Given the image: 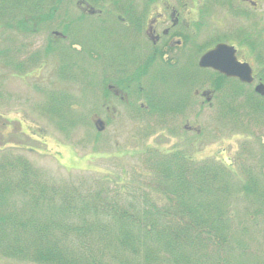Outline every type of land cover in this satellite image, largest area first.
<instances>
[{
    "label": "trees",
    "instance_id": "obj_1",
    "mask_svg": "<svg viewBox=\"0 0 264 264\" xmlns=\"http://www.w3.org/2000/svg\"><path fill=\"white\" fill-rule=\"evenodd\" d=\"M46 1V11L42 1L33 3L27 10L31 17L10 18L8 25L31 34L46 30L50 36L44 50L46 56L56 57L57 76L83 81L84 97L94 91H105L104 84L100 86L104 78L94 83L90 69L94 59L103 58L98 51L95 29H101L100 36L105 37V23L91 22L92 16L81 10L73 13L71 0ZM77 46H81L79 54L83 60L76 62L72 60ZM8 51L6 48L4 53ZM40 55L32 53L31 67ZM7 59L3 67L14 70L9 64L11 58ZM15 66L18 70L28 67L22 62ZM166 72L177 81L165 78L162 85L155 84L148 92V99L161 117L180 111L182 104L178 97L183 95L186 81L178 67L155 68L149 76L161 79ZM191 84L193 90H199L204 82ZM215 84L216 72L207 70V87L214 88ZM42 89L43 107L52 122L75 125L79 121L73 93L67 88L50 92ZM196 102L193 97L192 108ZM2 133L7 134L4 135L7 140L0 142L2 255L36 264H102L96 259L103 258L104 251H100L103 246L110 255H120L123 264H130L125 252L138 254L142 240L157 241L164 246V249L146 250L150 261L147 264H153L160 256H170L169 249L175 254L169 264H251L249 224L243 223L249 219H238L229 207L236 191L234 174L217 161L195 160L178 148L145 153L144 175L149 187L168 196L173 214H167L160 211L147 193L143 206L129 204L123 193V190L129 192L128 187L106 176L95 182L99 186L96 190L44 178L20 153L14 135L7 129ZM1 138L0 134V141ZM245 192L248 185L243 183L241 193ZM90 234L91 238H86ZM81 238L83 248L78 243ZM94 243L99 244V249L93 248ZM244 257H248V262Z\"/></svg>",
    "mask_w": 264,
    "mask_h": 264
},
{
    "label": "flooded vegetation",
    "instance_id": "obj_2",
    "mask_svg": "<svg viewBox=\"0 0 264 264\" xmlns=\"http://www.w3.org/2000/svg\"><path fill=\"white\" fill-rule=\"evenodd\" d=\"M40 1L46 11V0H8L7 3L0 0V53H3L0 66L4 68L7 58H11L9 64L14 68L2 72L0 79L12 76L25 81L32 72L30 51L45 53L47 43L42 44L41 37L46 30L31 34L8 25L10 18L31 17L27 10ZM72 5L78 12L101 19L104 14L120 19L116 25L111 26V21L104 25L106 57L102 67L93 61L92 69L93 75L101 74L105 87L112 91L107 92L109 96L105 95L104 100H109L111 95L119 98L130 119L144 122L147 119L150 126L179 129L184 117L193 110L201 113L209 109L219 121L230 113L239 114L242 127L220 129L216 160L238 179H248L247 207L254 212L252 226L263 227L251 235L252 252L264 258V220L257 216L264 210V0H71ZM39 40L42 47L31 48ZM112 44L114 55L108 57ZM6 48L9 51L5 54ZM215 48H218L216 59L220 68H201V58ZM135 56L138 63L131 61ZM114 60L116 69L111 71ZM21 62L28 67L15 68ZM129 62L132 68L126 72H131L130 77L121 79L122 68ZM164 66L178 67L186 81L183 95L178 97L182 104L180 111L161 117L148 99V92L155 84L162 85L166 73L167 79L177 80L171 79L170 72L161 79L149 74ZM207 69L216 72L212 89L207 87ZM120 79L121 83L126 82L122 93L115 88V82ZM192 81L204 85L193 90ZM6 96L0 93V100ZM193 97L201 100L192 108ZM190 120L185 122V128L191 127ZM26 122H30V117L25 109H18L14 115L0 109V130L7 129L24 144L32 139L31 126L28 131Z\"/></svg>",
    "mask_w": 264,
    "mask_h": 264
},
{
    "label": "rangeland",
    "instance_id": "obj_3",
    "mask_svg": "<svg viewBox=\"0 0 264 264\" xmlns=\"http://www.w3.org/2000/svg\"><path fill=\"white\" fill-rule=\"evenodd\" d=\"M5 2L7 3L8 0H5ZM71 9L78 13L76 6L72 5ZM106 17L109 16L105 15L104 18ZM90 21L99 23L94 19ZM95 34L97 35L96 39H98L100 34L97 32ZM48 36H50L48 33L42 35V44L47 43ZM40 44L39 40L31 48H37ZM79 49H81V46L80 48L77 46L73 50L72 61L83 60L81 54H79ZM35 51L30 52L35 53ZM137 51L132 55H135ZM112 55H114L113 44L107 51L108 57ZM55 60L56 57L53 54L46 56V53H42L36 62L37 65L32 67L30 78L25 81L12 76H8L7 79H0V93L8 96L0 100L1 111H7L9 114L14 115L18 109L22 108L29 114L30 122H26L25 126L28 131V127H32V135L35 139L28 141V144L16 140L21 146L28 145L25 146L27 149L30 147L36 149L35 153L23 152L44 178L49 177L55 181L58 180V183H69L96 190L99 186L95 182L106 176L128 187L129 192L123 190V193L126 194V202L129 204L134 202L137 206H143L147 193L159 205L161 212L173 214L168 196L148 185V180L144 175L145 161L147 160L145 153L148 151L161 153L162 150L170 152L179 148L181 151L195 155L199 159H214L216 158V150L220 145V129L231 130L242 127L239 114L230 113L225 115L228 117L219 121L216 119L214 112L209 109L203 110L201 113L197 112L195 116L191 117V127L184 130L186 125L184 123L180 125L179 133L177 132L178 129H175L174 134L170 132L169 128L150 126L147 119L146 122L130 119L124 113L123 104L119 98L111 95L109 100L106 99L108 102L104 100L105 95L109 96L107 92H110L107 89L108 87H105L104 82L100 86L102 87L104 84L105 91H99V93L83 102L85 97L80 96L82 90L79 84L58 79ZM131 61L138 63V57H133ZM112 66L111 71L116 69V60L113 61ZM131 68L130 62L124 64L121 79L130 77L131 72L126 71ZM2 72H9V70L0 66V75ZM168 77V75H165V78ZM121 79L118 83H115V88L122 93L126 82L121 83ZM58 86L71 88L72 93L77 96V112L75 114L78 116L79 121L75 125L58 123V121L52 122L51 118L44 114L46 109L44 107L42 109L44 100L40 91H44L42 88H45L48 92L54 91ZM107 107L111 109L108 110ZM99 121L103 122L104 129L97 133V122ZM36 125L44 130H39ZM194 127L195 129H193ZM198 127H201L200 132L197 131ZM151 129H155V131L149 134ZM0 131L1 136L5 137L2 130ZM5 139L7 140L6 137ZM0 142L4 143L2 139ZM11 142L14 141L11 140ZM163 183H166V180H163ZM121 187L123 186H118L119 189ZM106 194H109V192L106 191ZM243 202L247 201L243 200ZM233 211L238 219H249L252 215V210L248 209L238 208L233 209ZM257 216L264 220V210ZM243 223H248L250 228L254 227L248 220ZM262 228L256 229L260 230ZM86 238H91V234ZM83 242L82 238L78 241L79 247L83 248ZM93 248L95 250L99 249V244L94 243ZM162 248L164 249V246L160 242L141 240L138 245V251H140L138 254L125 253L130 264H147L150 261L146 256V250ZM100 251H104V255L103 258L96 259L98 262L100 261L102 264H123L120 255H110L109 250L104 249L103 246ZM168 252L171 257L167 255L160 256L153 264H169L175 254L170 249ZM2 254L0 252V264H35ZM235 256L238 257L239 254ZM244 259L248 262V257H244ZM250 262L251 264H264V258L254 255L250 257Z\"/></svg>",
    "mask_w": 264,
    "mask_h": 264
},
{
    "label": "water",
    "instance_id": "obj_4",
    "mask_svg": "<svg viewBox=\"0 0 264 264\" xmlns=\"http://www.w3.org/2000/svg\"><path fill=\"white\" fill-rule=\"evenodd\" d=\"M217 52H218V48L215 51L207 54L205 57H203L201 64L203 66H212L215 69H219L220 67L218 66L217 59H216Z\"/></svg>",
    "mask_w": 264,
    "mask_h": 264
}]
</instances>
